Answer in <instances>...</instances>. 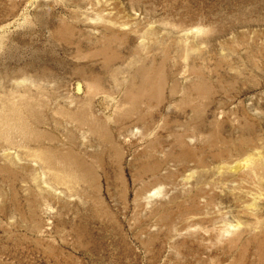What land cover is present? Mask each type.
I'll return each mask as SVG.
<instances>
[{
    "label": "rangeland",
    "instance_id": "obj_1",
    "mask_svg": "<svg viewBox=\"0 0 264 264\" xmlns=\"http://www.w3.org/2000/svg\"><path fill=\"white\" fill-rule=\"evenodd\" d=\"M0 264H264V0H0Z\"/></svg>",
    "mask_w": 264,
    "mask_h": 264
}]
</instances>
